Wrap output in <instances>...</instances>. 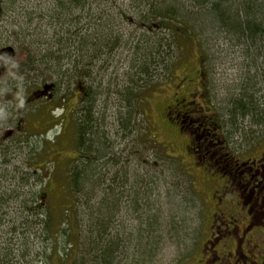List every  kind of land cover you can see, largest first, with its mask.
Instances as JSON below:
<instances>
[{"label": "rangeland", "instance_id": "1", "mask_svg": "<svg viewBox=\"0 0 264 264\" xmlns=\"http://www.w3.org/2000/svg\"><path fill=\"white\" fill-rule=\"evenodd\" d=\"M71 2L0 0V49H15L10 58H0L2 119H19V101L23 103L38 88L59 82L60 73L66 74L58 94L55 92L56 101L41 100L21 115L28 134L11 131L4 139L11 128L6 126L0 137V205H5L0 208V264H64L60 257L52 261L48 256L55 250L63 253L61 248L69 245L68 239L50 238L45 227L40 230L39 214L33 216L32 210L54 163L56 169L46 191L49 198L43 206L48 213L61 215L63 199L69 194L76 197L85 238L87 223L96 211L103 223L109 222L103 241L122 242L115 250L114 264H192L209 226L208 194L197 170L188 163L191 155L183 152L184 135L166 119L167 107L185 90L198 88L202 98L197 102L210 106L227 129L231 151L255 154L264 149V123L237 118L236 130L230 102L240 95L247 72L264 76V62L259 61L256 71L242 47L217 39L200 20L203 34L195 38L192 33L188 41L181 38V49L174 45L169 56L163 53L165 64L155 72L153 85L141 87L135 71L143 63L142 51L156 54L157 40L169 34L152 19L149 5L154 4V13H159L165 7L162 2L185 6L184 2L81 0L82 8H74ZM111 37L120 39L118 46L94 60V48L101 49ZM136 44L142 49L139 54L133 50ZM76 65L79 68L74 71ZM134 89L137 93L144 89L138 100L131 95ZM76 106L77 116H70ZM87 108L93 111L87 131L92 133L85 134L82 145L76 147V125L87 116ZM88 146L94 148L92 153ZM86 159L95 164L87 169L77 165L85 172V189L74 195L70 182L68 186L66 164ZM99 242L101 238L97 245ZM81 243L77 264H93L86 239Z\"/></svg>", "mask_w": 264, "mask_h": 264}, {"label": "trees", "instance_id": "2", "mask_svg": "<svg viewBox=\"0 0 264 264\" xmlns=\"http://www.w3.org/2000/svg\"><path fill=\"white\" fill-rule=\"evenodd\" d=\"M80 1L81 0H73L71 4L74 8H82L81 6H84V4L82 5ZM182 1L184 2L185 6H188L191 9L197 8L199 11H191L187 10V8L182 5H177V7L176 5H168L162 2V6H165L163 10L162 8H159L157 10L159 13H154V4L149 5L150 8L148 9V12L152 16V19L158 20V25L163 29L168 30L167 32H169V34H165L163 35L162 39L157 40V46L155 49L157 50L156 54H154L155 52H153L152 50L145 53V51H142V49H140L139 44H136L134 46L133 50L136 52V54H139L141 51L143 52V63L140 64L139 69L136 68L137 70L135 71L137 82L142 83L141 87H143L144 85L146 86V84L149 85L148 87L153 85L154 76L156 75L155 72L160 70L161 64H165L163 53H166L167 56H169L174 45L181 49V47L183 46L181 44V38L188 41L189 36H191L192 33H195V38L203 34V28L198 25V21L200 20H202V24L206 26L207 29L209 28V32L212 31V34L216 35L215 37L217 39L222 38L223 40H225V42L227 41L228 45L242 47L245 54L244 57L246 59H251L252 67L255 68L256 71L260 70V65L258 63L260 60L264 62V0ZM166 36L167 38H165ZM119 41V38L112 37L106 42L104 40L103 44L101 45L103 46L101 49L94 48V55H96V58L94 60L98 59V56L100 54L103 55L105 53H111L118 46ZM156 57L157 59H155ZM37 62L39 63L38 60ZM138 64L139 63H137L136 66ZM157 64L159 69L155 68L157 67ZM77 68H79V65L74 66V71ZM88 68L90 67L88 66ZM60 74V81L53 82L56 94H58L59 88H61L62 84L64 83V79H66L65 73ZM244 78L245 82L241 85L242 88L240 89V95L238 96V98H234L230 102L232 107L230 112L232 119L231 122H233L232 126H234L236 130L238 128L237 118H240L241 121H244L245 118H251L256 124L264 123V76L260 75L258 78L247 72ZM77 89L80 88L77 86ZM86 89L88 96L92 97L90 87H86ZM136 91L137 89H134V92H131V95L135 98V100H138L140 99L141 94L144 92V89H142L139 93H137ZM72 93H74V91ZM75 96L77 97V95ZM60 99L64 100L65 102V98H62V96L60 97ZM133 110L134 109H132L131 111ZM78 112L79 108L77 107V109L72 110L70 116L76 117ZM85 112L87 113V116H85L84 114V119H79V122L76 125V130L78 132H76L77 137L73 140L74 145L76 144L75 141H77L78 143L76 147L78 145H82L85 134L90 132L92 133V131H87L90 128L89 124L91 125L92 122L91 113L93 111L91 110V108H87ZM90 143H92L93 145L94 142ZM87 144L88 143H86L85 145ZM86 149L89 153H92V149L94 148H92V146H88ZM87 157V155L84 156V158ZM92 164H95V162L91 159H86L85 162H67L66 170L68 172V186L70 182V190L74 195L76 193L83 192L85 189V172L84 170H80V167L77 165H81L82 167H85V169H87ZM48 165L49 164H46V166ZM53 169L54 172L56 169L55 163ZM44 171H47V169H45ZM53 172H50L48 177H46L47 183H45L44 187L39 190V192H37V202L34 203V209H32L34 212L33 216L35 215L36 217V213L39 214V219L38 217L37 219L39 222L38 226L40 230L45 227L46 231L49 233L50 238H67L69 245L67 247L61 248L63 250V253L60 250H57V252L56 250L53 251V253L48 256L49 259L54 261V258L60 257L61 259H63L64 264H77L76 259L81 253V240L86 239L87 245L90 248L88 254H92L91 263L114 264V253L117 251L118 245L122 244V242L112 241L105 243V241H103V236L108 234L109 222L105 221L103 223L100 218L97 217L99 214L96 211H93L92 213L93 220L87 223L88 233L86 234L85 238L81 233L79 221L77 218L76 207L78 206L75 202L76 197L73 198V196L69 194V199L67 198L68 196L63 199L65 206H59L61 215H59V213L58 215H52L47 212V206H43V202H46V199L49 198V193H47L46 191L48 188V181L53 178ZM66 180L67 179H65V181ZM34 200H36V195L32 198V201ZM0 208H5V205H0ZM89 223L90 225L88 226ZM99 238H101V242H99V245H97L96 241ZM139 252L140 251H138L137 253ZM144 252L146 256L149 253L147 249H145ZM139 254L142 253L140 252ZM127 255L124 254L125 257ZM130 263L132 262L130 261ZM79 264L87 263L81 261L79 262Z\"/></svg>", "mask_w": 264, "mask_h": 264}, {"label": "flooded vegetation", "instance_id": "3", "mask_svg": "<svg viewBox=\"0 0 264 264\" xmlns=\"http://www.w3.org/2000/svg\"><path fill=\"white\" fill-rule=\"evenodd\" d=\"M191 89L181 92L167 107L166 119L184 135L183 152L191 155L192 162L188 163L197 170L208 194L209 226L192 264H264V149L247 156L245 151H231L227 129L210 106L197 102L202 98L198 88ZM42 90L38 88L33 96L18 102L16 121H6L0 113V137L6 126L11 128L4 139L14 131L28 134L21 115L32 104L57 98L55 89L51 96L38 98L35 93Z\"/></svg>", "mask_w": 264, "mask_h": 264}, {"label": "water", "instance_id": "4", "mask_svg": "<svg viewBox=\"0 0 264 264\" xmlns=\"http://www.w3.org/2000/svg\"><path fill=\"white\" fill-rule=\"evenodd\" d=\"M14 50L11 47L5 48L0 51V55L4 54L6 58H9L13 54ZM51 89V86H45L44 90L42 92L36 93V95H45L49 90Z\"/></svg>", "mask_w": 264, "mask_h": 264}]
</instances>
